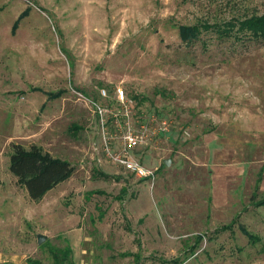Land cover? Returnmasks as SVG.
<instances>
[{
    "label": "rangeland",
    "instance_id": "obj_1",
    "mask_svg": "<svg viewBox=\"0 0 264 264\" xmlns=\"http://www.w3.org/2000/svg\"><path fill=\"white\" fill-rule=\"evenodd\" d=\"M263 12L264 0H0V264H57L51 249L61 264H264V40L179 36ZM127 132L151 178L105 153L103 137L116 154ZM12 143L74 171L31 199Z\"/></svg>",
    "mask_w": 264,
    "mask_h": 264
},
{
    "label": "trees",
    "instance_id": "obj_2",
    "mask_svg": "<svg viewBox=\"0 0 264 264\" xmlns=\"http://www.w3.org/2000/svg\"><path fill=\"white\" fill-rule=\"evenodd\" d=\"M202 28L212 30L216 37L225 40L231 37L239 38L248 36L256 40H264V12L227 21L222 25H180L179 36L184 41L192 42L200 37ZM12 151L9 155V171L17 177L18 182L25 188L31 199H40L57 184L68 179L74 171L73 165L67 160L54 157L48 151H43L36 144L28 148L19 143L11 144ZM62 257L70 255L67 246L61 251ZM55 263L61 264L59 255L51 249ZM29 264H43L38 260L28 259Z\"/></svg>",
    "mask_w": 264,
    "mask_h": 264
},
{
    "label": "built area",
    "instance_id": "obj_3",
    "mask_svg": "<svg viewBox=\"0 0 264 264\" xmlns=\"http://www.w3.org/2000/svg\"><path fill=\"white\" fill-rule=\"evenodd\" d=\"M104 92V91H103ZM116 97L120 100L124 99V91L121 88L116 90ZM97 111L100 116H103L104 109L100 105L95 104ZM109 142L106 140V137H103V145L105 153L112 158L116 163L122 166L127 172L136 176L139 179L151 178L153 176L152 170L144 166L137 158L130 154V150L138 144L136 137L127 132L124 135V147L120 153H111Z\"/></svg>",
    "mask_w": 264,
    "mask_h": 264
},
{
    "label": "water",
    "instance_id": "obj_4",
    "mask_svg": "<svg viewBox=\"0 0 264 264\" xmlns=\"http://www.w3.org/2000/svg\"><path fill=\"white\" fill-rule=\"evenodd\" d=\"M164 163L167 165L170 163V159L166 158L164 159ZM46 239V235L42 234V233H38L37 234V242L41 243L42 241H44Z\"/></svg>",
    "mask_w": 264,
    "mask_h": 264
}]
</instances>
